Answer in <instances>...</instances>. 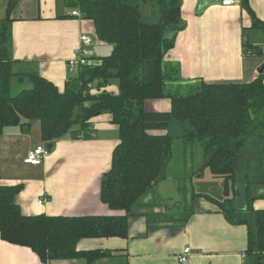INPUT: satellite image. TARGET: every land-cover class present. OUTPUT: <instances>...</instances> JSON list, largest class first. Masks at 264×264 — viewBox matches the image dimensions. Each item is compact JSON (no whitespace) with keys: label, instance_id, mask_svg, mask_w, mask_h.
Segmentation results:
<instances>
[{"label":"trees","instance_id":"16d2710c","mask_svg":"<svg viewBox=\"0 0 264 264\" xmlns=\"http://www.w3.org/2000/svg\"><path fill=\"white\" fill-rule=\"evenodd\" d=\"M141 1L154 4L156 22L143 18ZM67 2L94 21L97 37L114 45L112 53L81 67L67 81L64 92L33 74V86L14 95L10 13L15 2H9L4 17L0 4V135L5 127L19 125L23 119L39 120L44 141L53 144L68 135L88 137L93 117L112 114L121 141L113 151L100 196L112 210L126 214L25 215L17 203L23 186L0 182L2 239L31 248L44 262L83 257L92 263L110 254L81 252L77 245L83 238L128 235L127 214L167 177L174 147L169 128L178 121L190 126L184 128L183 142L202 145L203 164L197 173L209 171L224 178L223 198L197 191L194 198L204 196L218 205L230 223L246 225L244 264H264V209L254 207L255 200L264 198V76L247 83L185 81L179 64L165 60L186 26L182 0ZM241 3L252 15V27L264 30L250 1ZM244 45L246 51L253 47L247 39ZM258 51L263 53L262 48ZM113 83L118 92L105 89ZM161 98L171 101V110L146 109L147 100ZM25 127L29 130L30 126Z\"/></svg>","mask_w":264,"mask_h":264},{"label":"crops","instance_id":"0c3cea01","mask_svg":"<svg viewBox=\"0 0 264 264\" xmlns=\"http://www.w3.org/2000/svg\"><path fill=\"white\" fill-rule=\"evenodd\" d=\"M10 1L15 2L10 13L16 73L12 89L16 81L26 80L31 88L30 76L35 74L64 92L67 81L78 74L70 70L69 60L75 55L81 34L97 37L94 21L71 15L77 7L68 5L67 0H0L2 17ZM241 1L223 6L220 0H182L186 26L165 60L179 64L185 81L247 83L260 74L264 76V53L258 51V47H264V30L252 27V15ZM249 1L264 23V0ZM151 5L154 15L157 9ZM143 18L150 22L144 14ZM97 39L89 47L94 62L110 55L114 48ZM246 39L253 45L248 51L244 47ZM92 48L99 49L100 55L95 56ZM105 89L118 92L114 83ZM146 102L150 103V107L145 103L149 111L171 110L167 98ZM120 141L119 126L112 114L102 113L91 119L88 137L68 135L56 140L43 163L27 164L24 158L29 150L48 143L39 120L23 119L19 125L5 127L0 135V182L23 186L17 203L25 215H125L112 210L100 196L103 178ZM179 146L184 151L191 145L182 142ZM175 163L173 158L166 179L145 193L127 214V236L83 238L77 245L81 252L100 250L110 254L92 263L83 257L44 262L31 248L7 242L0 234V264H244L246 225L230 223L218 205L204 196L195 199L197 190L188 188V180L194 177L196 163L191 171L186 169L188 164L175 171ZM254 207L264 209V198L255 200ZM186 247L191 248L190 258L188 263H181L178 257Z\"/></svg>","mask_w":264,"mask_h":264},{"label":"rangeland","instance_id":"374dc122","mask_svg":"<svg viewBox=\"0 0 264 264\" xmlns=\"http://www.w3.org/2000/svg\"><path fill=\"white\" fill-rule=\"evenodd\" d=\"M142 2H140L142 13L150 19V22H156L158 20V16L156 15V13L153 15V12L155 10L153 9L151 2L145 1L147 5H145ZM152 15L154 17H152ZM92 38L94 42L97 39V37L96 38L92 37ZM92 51H96V53L94 54L95 56L100 55L99 49L97 50V48H92ZM29 83L30 82L28 80H26L25 82H21V83L16 81L13 84L14 87L12 89V93L15 95L21 90L27 89L29 87ZM181 93H187V89H181ZM146 103H148V106L150 107V103L149 102H146ZM185 127L187 128L190 127L187 122L182 123V122L174 121L171 123L170 128H169V132L174 136L173 158L176 160V163H175L176 167L174 168V170L181 171L180 169L182 168L181 165L188 164L186 169L187 171H191L193 164L196 163L195 169H194L195 171L194 177L193 178L190 177L188 180L189 182L188 188L190 190L194 188L197 191L210 192L212 195H214L217 198H223L224 197L223 196L224 178L212 176L209 171L205 172L203 175L197 176V171H199L200 167L202 166V164L200 163L203 162V150H202L201 143L198 141L194 142L190 144L191 146L190 148H188V150H184V151L181 149L182 147L179 146L183 142L181 136H182V133ZM190 152H192V154ZM182 204L184 205V203Z\"/></svg>","mask_w":264,"mask_h":264},{"label":"built area","instance_id":"2783aa9c","mask_svg":"<svg viewBox=\"0 0 264 264\" xmlns=\"http://www.w3.org/2000/svg\"><path fill=\"white\" fill-rule=\"evenodd\" d=\"M239 2V0H220V3L223 6H232ZM71 15L82 17V13L79 8H75L71 10ZM93 39L86 34H81L79 45L76 49L75 55L69 60V67L71 71L78 72L81 67L86 66L92 62H94L90 55L89 47L92 45ZM246 49V48H245ZM264 53V47H263ZM91 85V84H90ZM92 86V85H91ZM48 155V150L46 144H39L33 149L29 150L27 156L24 158V162L32 165H39L43 163L44 159ZM42 203V200L39 201ZM191 254V248H184L183 252L179 254V261L181 263H188Z\"/></svg>","mask_w":264,"mask_h":264},{"label":"water","instance_id":"95a60500","mask_svg":"<svg viewBox=\"0 0 264 264\" xmlns=\"http://www.w3.org/2000/svg\"><path fill=\"white\" fill-rule=\"evenodd\" d=\"M46 146H47L48 153L51 152V150H52V144H47Z\"/></svg>","mask_w":264,"mask_h":264}]
</instances>
